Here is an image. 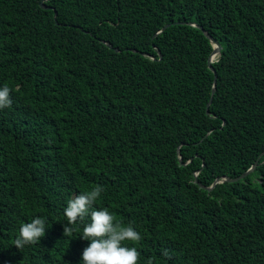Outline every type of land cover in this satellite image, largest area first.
Wrapping results in <instances>:
<instances>
[{"label":"trees","instance_id":"16d2710c","mask_svg":"<svg viewBox=\"0 0 264 264\" xmlns=\"http://www.w3.org/2000/svg\"><path fill=\"white\" fill-rule=\"evenodd\" d=\"M41 1L0 0V264H80L89 220L64 237L63 210L94 185L138 264H264V0ZM191 24L221 46L208 114L213 46Z\"/></svg>","mask_w":264,"mask_h":264},{"label":"clouds","instance_id":"9594fccd","mask_svg":"<svg viewBox=\"0 0 264 264\" xmlns=\"http://www.w3.org/2000/svg\"><path fill=\"white\" fill-rule=\"evenodd\" d=\"M10 88L4 86L0 89V109L11 106ZM101 185H94L90 191L73 195L63 210L66 225L63 227L64 237L71 236L77 231L78 222L87 218L82 228L81 240L88 241L83 248L80 264H138L140 253L136 247L124 246L125 241L139 243L141 234L135 230L132 223L124 225L114 222V216L107 208L96 209L94 204L104 192ZM46 218L36 217L30 223H22L18 235L13 240L15 248L23 249L25 246L38 243L46 233ZM162 256L170 259L167 249ZM145 264H155L154 258H148Z\"/></svg>","mask_w":264,"mask_h":264},{"label":"water","instance_id":"95a60500","mask_svg":"<svg viewBox=\"0 0 264 264\" xmlns=\"http://www.w3.org/2000/svg\"><path fill=\"white\" fill-rule=\"evenodd\" d=\"M45 1H48V0H42L41 3L39 4V6L42 8V9H49V7L45 6L44 5V2ZM54 18H56V13L54 12ZM193 27H197L198 29L202 30L205 37L210 41V43L212 44L213 46V49H212V52L208 58V68L212 71L213 73V86H212V90H211V95H210V98H209V101L206 105V111L205 113L208 114V109L210 107V105L212 104V101H213V96H214V93H215V82H216V74H215V71L214 69L212 68L211 64L212 62L214 61V58L219 56L220 52H221V46L220 44L215 41L206 31H204L200 26H197L195 24H191ZM169 25H166L165 27H163V29L161 31H164ZM109 48H111V46L109 44H106ZM116 52H118V49H115ZM159 55V53H158ZM160 56V55H159ZM258 161V160H257ZM257 161L252 165V167L250 169H248L245 173H243L242 175H240L239 177L235 178V179H229V178H223V179H216L212 186L210 188H204L208 191H210L217 183H221V182H228V183H231V182H235V181H238V180H241L242 178L246 177L248 174H250L256 167L257 165Z\"/></svg>","mask_w":264,"mask_h":264},{"label":"bare ground","instance_id":"6f19581e","mask_svg":"<svg viewBox=\"0 0 264 264\" xmlns=\"http://www.w3.org/2000/svg\"><path fill=\"white\" fill-rule=\"evenodd\" d=\"M216 59V57L214 58V60Z\"/></svg>","mask_w":264,"mask_h":264}]
</instances>
